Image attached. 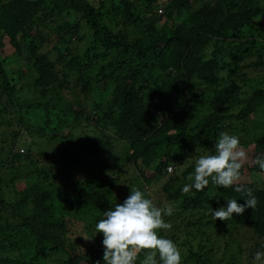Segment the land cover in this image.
Listing matches in <instances>:
<instances>
[{"label":"trees","instance_id":"16d2710c","mask_svg":"<svg viewBox=\"0 0 264 264\" xmlns=\"http://www.w3.org/2000/svg\"><path fill=\"white\" fill-rule=\"evenodd\" d=\"M41 1L0 0V94L10 100L0 107V116L12 110L16 120V123H10V126L15 125L16 128L12 133L13 140L31 134L48 136L49 131L58 133L69 122L75 128L93 127L97 130V135L88 143L84 140L70 141L72 147L75 146V154H94L93 158L97 159L102 149L120 143L125 154L130 155L139 168L140 175L149 172L152 177L162 176L167 168L174 169V176L163 187L169 199L182 201V210L173 213L172 217H177L180 213L195 217L198 224L196 231L205 238L206 244L214 239L205 230H199V226L215 230L214 233L224 232L225 235L229 231L228 238L245 229L251 257L257 251H264V185L257 188L252 183H243L245 188L252 190L258 203L255 210L247 208L243 215L234 214L229 221L214 220L210 210L226 207L225 197L237 199L239 204H244V199L248 197L237 193L234 187L218 188L210 182L202 192H197L194 188L188 194L182 192L185 184L192 183L189 176L193 175L195 164L189 160L194 151L200 146L206 154H213L219 132L233 126L238 132L244 131V121L256 109L264 106L262 80L259 81L261 88L240 103L243 106L238 112L222 114L213 111L204 116L194 133L189 132L188 114L184 111L187 87L190 88L189 93H198L201 97L212 92L211 103L215 106L239 103L241 84L247 78L238 66L231 67L240 63L242 53L251 52L248 48L250 41H241L244 37L243 29L262 30L260 24L264 23V5L258 0H217L188 12L183 22L172 25L170 32L165 34L158 33L154 28L162 19L159 15L154 13L148 17L141 16L139 8L132 9L131 6L134 5L131 2L121 0L124 4L123 17L127 15L126 21L135 24L139 35L133 36L126 32L115 36L101 23L96 6L91 0H51L47 6ZM191 2L192 0H169L165 17L178 18L182 12L188 11ZM147 3L150 10L154 2ZM104 5L105 2H100L99 6ZM115 10L119 12L118 8ZM63 13H72L88 24L96 46L83 57L74 56L69 60L64 58L69 52L68 45L78 37L79 24H68L66 17L62 18V25L54 27L49 24L54 32L55 47L57 44L62 46L57 59L51 62L45 54L38 52L42 35L36 32V27L39 22L59 18ZM261 37L264 42L262 34ZM227 39L240 41L234 47L237 54H234L232 41ZM253 40L257 39L254 37ZM23 41L27 42L24 72L34 74L32 82L39 95V101L30 104L13 100L16 79L12 75H17L19 70L14 67L8 73L10 59L2 56L6 43L13 45L17 53H20L19 42ZM211 48L214 50H210ZM256 56L257 62L253 69L264 70V48L256 50ZM221 71L228 75L220 76ZM71 74L75 75L74 81L79 84L78 91L82 94H90L93 100L97 97L96 94L106 95L103 100H94L92 119L88 115L81 121V114L86 112L77 102V91L72 92L76 103L63 99L62 93L71 86L68 78ZM218 81L224 85L219 87ZM193 82L197 84L193 85ZM193 87L197 88V93ZM99 88L102 92L98 93ZM263 131L264 125L259 124V127L246 134V138L251 137L255 158H264ZM239 140L240 146L248 144L246 139ZM23 145L24 143L20 148ZM19 159V154L12 155L13 161ZM172 160L182 164L178 167ZM104 169L103 167L101 170ZM246 171L264 174L256 164L244 166L241 169L242 177ZM66 173L67 171L60 174L57 180L47 186V190L31 187L19 191L14 210L24 213L22 228L29 232L30 238L38 247L46 244L52 252L63 251L65 246L70 249L59 255H68L66 260H60V264H96L97 261L104 264L103 234L97 233L91 237L92 241L80 242L77 248H72L65 237L70 236L80 223L67 217L62 209L54 211L49 203L56 197L54 193L78 200L80 207L74 209L75 212L79 215L81 207L89 209V220L94 222V225L90 224L89 230L91 227L95 229L96 223L104 218V211L115 206L104 198V192L109 195L112 190L104 189L94 176L80 180L69 173L66 178ZM115 178L111 176V181ZM14 180L16 179L12 178L11 182ZM130 181L123 184L124 189L117 193L123 195L128 192L127 189L134 187ZM172 183L180 186L171 193L169 188ZM2 187L3 179L0 176V209L8 206ZM62 196L57 197L64 198ZM67 201L69 206L70 201ZM87 218H83V221ZM215 243V253L228 245V242L221 245H218V241ZM206 244L199 245L198 250L191 253L195 264L209 262V253L213 251V247L208 250Z\"/></svg>","mask_w":264,"mask_h":264},{"label":"rangeland","instance_id":"374dc122","mask_svg":"<svg viewBox=\"0 0 264 264\" xmlns=\"http://www.w3.org/2000/svg\"><path fill=\"white\" fill-rule=\"evenodd\" d=\"M50 1L51 0H42L41 2L44 6H47ZM91 1L96 6L98 18L110 34L121 36L127 32L133 36L139 35L137 31L138 28H136L135 24L126 21L127 15L123 17L122 11L124 9V4L121 3V0ZM127 1L131 2V5H134L131 6L132 9L139 8L138 13H140L141 16L144 15L145 17H148L154 13L159 15L162 19L155 24L154 28L158 33L161 32L168 34L172 25L176 26L186 19L188 12L196 11L201 6L214 3L217 0H192L188 11L186 10L182 12L178 18L172 17L171 19L166 18L167 15H165V9L168 6L169 0H149L154 2V5H152L150 10H148V0ZM258 1L264 5V0H261L262 2L260 0ZM100 2H105V5L100 7ZM115 8H118L119 12H117ZM65 14L66 13H63L62 16L59 17L60 19L56 17L55 19H47L45 23L39 22L36 27V32L41 33L42 35L38 52L40 54H45L51 62H54L57 59L62 46L57 44L55 47L54 32L50 29L51 25L49 24H53L54 27L62 25V18L66 17V22L68 24H79L78 37L76 40L75 38L72 39L71 44L68 45L69 52L64 55V58L69 60L74 56L83 57L92 47L96 46L89 25L84 21L79 20L80 18L72 13H70V15ZM260 25L262 26L260 27V29H262L260 31L257 29H243L244 37L241 41L245 42L244 39L247 42L250 41V43H248V48L251 49V52L242 53L240 63H236V65L231 67L237 68L236 66H238L247 78L244 84H241L242 90L239 94V103L237 105L215 106L211 103L212 97H210V94H212V92L201 97L196 92L197 88H192L197 93L196 95L189 93V87L186 88L184 111L188 114L187 120L190 133H194L196 126L203 120L204 116L213 111L222 114L238 112L243 106L240 103L249 98L255 90L261 88L259 81L264 80V70L253 69L257 62L256 50L264 48V42L261 37V34L264 37V23H261ZM254 37L257 40L254 41ZM239 43V40L232 41V48L234 49ZM26 45L27 42H19L20 53H17V49L13 45L6 43L2 49V56H7L10 59L7 67L8 73H10V69L14 67L19 70L17 75H12L13 78L16 79L13 100L20 103L30 104L36 103L37 100L39 101V95L32 82L34 74L32 72H24L27 63ZM210 50L214 49L211 48ZM228 52L233 53L232 50H228ZM234 54H237L235 49ZM229 62L231 63L230 58ZM227 75L228 74L225 71L220 72V76ZM68 78L71 81V86L62 93L63 99L70 103H76L72 92L77 91V102H79L81 108L86 112L81 114V121H84L88 115L89 118H94V100H103L106 98V95L96 94L97 97L95 96L93 100L90 94L86 95L78 91L80 90L79 84L75 83L74 74H71ZM196 84V82H193V85ZM223 85V82L218 81L219 87H222ZM99 92H102L100 88L98 89V93ZM7 102H10V100L0 94V107ZM13 116L12 110H10L9 113L0 116V176L3 179L2 194L8 203L6 208L0 209V264H60V260L64 261L68 258L67 254L63 257L59 256L70 251L67 246H65L63 251L60 250V252L50 251L46 244L42 247H38L33 239L30 238L29 232H25L22 228V218L24 213L21 210H14L15 201L19 198V191L27 190L31 187L47 190V186L57 180L59 175L64 174L65 171H67L66 178L68 177V173L80 180H83L85 177L88 178L89 176L96 177L104 189L110 188L112 190L109 195L104 192V198L108 202H113L114 204L123 203L130 194V189H127L128 192H125L123 195H120L117 192L120 189H124L123 184H127L132 180L130 182H133L134 187H138L143 191L146 198L152 199L157 207L171 204L174 207V213L182 210V201L179 199H169L163 190V187L168 183L169 178L174 176V169H172L171 172L166 170V173L162 176L152 177L149 172L140 175L138 171L139 168L132 161L131 156L125 154L120 143L117 145L114 143L113 147L107 146L102 149L97 159L93 158L94 154H81V156L75 154V146L72 147L70 141L74 142L75 140L78 142L84 140L88 143L91 138H94V136L97 135V130L93 127H82V129L78 126L75 128L70 125V122L66 123L67 127H62L61 131H58V133H50L49 131L48 136L31 134L20 137L21 141L19 138L18 140H13L14 137L12 136V133L16 129L15 125L10 126L11 122L16 123ZM244 123L246 127L244 131L238 132V129L233 126L226 131L219 132L218 136H220L221 133L226 132L230 135L239 137V139L243 141L246 139L248 144L241 147L249 155V162L244 165L249 167L255 165L252 163L255 157L251 137L246 138V134L249 131L251 132L255 127H259V124H261V126L264 125V106L256 109L255 113L250 115ZM70 134L71 136H69ZM23 143V147L20 148V145ZM197 149L198 151L195 150L189 160L194 164L198 156L206 154L200 146ZM13 154L20 155L19 161L12 160ZM174 161L178 164V167L182 164V162H177V160H172V163H174ZM103 167L105 169L101 170ZM23 176H28V178H24ZM45 176L47 177L45 178ZM111 176H115V180L111 181ZM12 178H15L16 180L11 182ZM146 179L149 181L146 182ZM241 182L252 183L257 188H262L264 185V174H258L255 172L249 173L246 171ZM179 186L180 185L177 183H172L169 188L170 192L172 193L176 191ZM127 188H130V186ZM53 195L56 197L49 203L52 209H54V211L62 209L67 213V217L75 219L80 223V226H76V230L70 236L65 237L70 241L68 244L72 246V248H77L80 242L92 241L83 238L84 236L91 239V237L97 235L95 229L92 227L89 230V226L94 225L93 220L90 221L88 217L89 215L87 214V210L89 209L81 207L82 212H79L78 215L74 210L80 207L78 200L69 199L58 193H54ZM57 196H62L64 198H58ZM67 200L70 201L69 206H67ZM180 214L181 215L177 217L165 216V221L172 224V229L169 231L160 230L159 235L173 240L178 246L182 256L181 264H195L191 253L193 251L195 253L196 250H198L197 248L199 245L206 244L205 238L201 237L196 231V226H198V224L195 222V217L190 216L188 213ZM83 218L87 219L83 221ZM204 221H206V219ZM198 229L201 231L205 230L207 235H210V237L214 239L206 244L208 250H210V247H213V251L209 253V262L207 264H254V257H251L248 251V246L250 244H247V231L245 229H241L236 235H232L231 238H228L229 231L225 235V233L221 231L214 233L215 230L213 231L207 227L199 226ZM216 241L219 242L218 245L227 242L228 245L224 250L221 251L220 249L215 253V248L217 246V243H215ZM144 255L145 253L143 252L138 254L137 264H140ZM157 259L159 258L157 257Z\"/></svg>","mask_w":264,"mask_h":264},{"label":"clouds","instance_id":"9594fccd","mask_svg":"<svg viewBox=\"0 0 264 264\" xmlns=\"http://www.w3.org/2000/svg\"><path fill=\"white\" fill-rule=\"evenodd\" d=\"M248 162L249 155L240 146L239 138L226 132L221 133L215 144V152L200 155L195 160L194 173L189 176L192 183L185 184L182 192L188 194L193 188L202 192L211 182L218 188L234 187L237 193L248 197L244 199V204H239L237 199L225 197L226 207L210 210L214 220L229 221L234 214L243 215L247 208L255 210L258 201L252 190L245 188L241 182V169ZM252 163L264 172V158L258 156ZM173 213V205L157 207L152 199L146 198L143 191L130 188V194L123 203H116L113 208L104 211V218L95 225L96 234H103L104 264H137L141 252L145 255L140 264H181L182 256L178 246L173 240L159 235L160 230L172 229V224L166 222L164 217H171ZM254 264H264V251L254 254Z\"/></svg>","mask_w":264,"mask_h":264},{"label":"built area","instance_id":"2783aa9c","mask_svg":"<svg viewBox=\"0 0 264 264\" xmlns=\"http://www.w3.org/2000/svg\"><path fill=\"white\" fill-rule=\"evenodd\" d=\"M170 169H171L170 167H169V168H167V171H168V172H171V171H172V169H171V171H169Z\"/></svg>","mask_w":264,"mask_h":264}]
</instances>
